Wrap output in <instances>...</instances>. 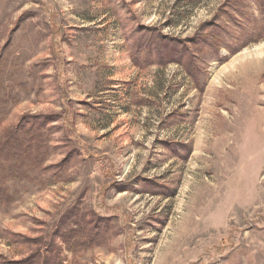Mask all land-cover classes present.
Listing matches in <instances>:
<instances>
[{"label":"rangeland","instance_id":"374dc122","mask_svg":"<svg viewBox=\"0 0 264 264\" xmlns=\"http://www.w3.org/2000/svg\"><path fill=\"white\" fill-rule=\"evenodd\" d=\"M25 113L56 119L1 167L0 257L76 213L55 264H264L257 0H0V138Z\"/></svg>","mask_w":264,"mask_h":264},{"label":"trees","instance_id":"16d2710c","mask_svg":"<svg viewBox=\"0 0 264 264\" xmlns=\"http://www.w3.org/2000/svg\"><path fill=\"white\" fill-rule=\"evenodd\" d=\"M257 4L261 10V14L264 16V0H257ZM137 37L138 41L141 42V46L143 47L150 46L151 48L153 47L155 49L160 48L159 43H157L156 39L153 38L151 34L142 32L138 33ZM147 56L148 55H146V57ZM149 57L150 55L148 58ZM55 119L56 116L52 115V113H25L21 115L16 126L6 130L4 136H1L0 138V172L2 167L3 171L4 169L6 170V168L10 170V177L15 172L26 173V170L23 167L26 165V160L34 158V156L30 154L31 149L35 147L36 153L38 152V149L40 148L38 141L42 140L43 134L45 133L43 129H45V126L52 123ZM74 153L76 154V150L65 155V157L56 164L45 168V170L50 169V172H53V176L51 177L54 179H49V181L52 182L61 180V175L64 173L67 166H69L70 160ZM3 196L4 189L0 188V200L3 198ZM108 222V219L105 217H95V215L91 216L88 223H92L93 225L91 228L93 235L92 237L90 236L84 238V240H80V244H86L84 247L87 248L92 247V241L96 239L94 236L99 232L108 231ZM70 223H73L77 227L82 226V223L77 218L76 213H67L61 216L56 230H54L50 235L29 239L32 244H35L36 248L28 256L15 261L6 260L0 257V264H55L58 251L60 249L55 243L56 239H64L62 236L64 233L69 232L66 230V226ZM94 225L97 229L94 228Z\"/></svg>","mask_w":264,"mask_h":264},{"label":"bare ground","instance_id":"6f19581e","mask_svg":"<svg viewBox=\"0 0 264 264\" xmlns=\"http://www.w3.org/2000/svg\"><path fill=\"white\" fill-rule=\"evenodd\" d=\"M258 50V47H254L252 50H248V49H246L245 51H244V53L245 54H250L251 53V51H257Z\"/></svg>","mask_w":264,"mask_h":264}]
</instances>
